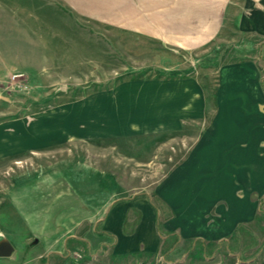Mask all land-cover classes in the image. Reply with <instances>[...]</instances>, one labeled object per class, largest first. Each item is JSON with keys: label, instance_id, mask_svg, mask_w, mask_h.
Here are the masks:
<instances>
[{"label": "crops", "instance_id": "0c3cea01", "mask_svg": "<svg viewBox=\"0 0 264 264\" xmlns=\"http://www.w3.org/2000/svg\"><path fill=\"white\" fill-rule=\"evenodd\" d=\"M0 11L2 25L17 22V29L48 13L53 21L98 23L174 51H198L216 63L213 80L190 75L121 80L114 92L96 94V106L62 100L16 116L9 103L0 108L4 166L77 140L195 133L189 153L152 192L115 196L107 207L105 184L98 185L96 197L103 200L90 210L96 215L92 242L71 234V242L62 241L65 250L34 255L35 264L45 257L48 264H186L187 257L166 258L180 240H219L253 217L251 196L264 198V0H0ZM83 245L88 252L74 257L71 252ZM257 264H264V252Z\"/></svg>", "mask_w": 264, "mask_h": 264}, {"label": "rangeland", "instance_id": "374dc122", "mask_svg": "<svg viewBox=\"0 0 264 264\" xmlns=\"http://www.w3.org/2000/svg\"><path fill=\"white\" fill-rule=\"evenodd\" d=\"M47 8L44 5L43 11ZM47 16L52 15L25 21L24 29H17V22L12 21L2 25L0 19V108L9 103L13 116L27 109L49 108L62 100H74L77 106L83 99L96 106V94L114 92L121 80L165 75L215 77L216 63L198 51H174L98 23L53 21ZM237 55L232 53L230 57ZM5 57L8 62L2 60ZM208 64L213 66L206 67ZM16 72L23 73L28 90H18L14 85L12 75ZM194 135L146 133L77 140L67 147L28 154L23 162L0 165V239L9 240L14 248L0 264H35L34 255L65 250L62 241L67 238L71 242V234L92 242L96 236L92 220L96 215L90 210L102 205L103 198L96 197L102 183L107 207L115 196L152 192L189 153ZM66 171L71 195L62 178H66ZM250 199L255 203L253 217L239 223L230 235L211 242L180 240L166 258L182 261L187 257L186 264H194L195 257L201 259L200 264H257L264 252V198ZM97 201L100 203L95 204ZM65 211L69 218L64 220ZM69 222L74 223L73 228ZM87 252L83 245L71 253L80 259L79 255ZM49 262L47 257L42 261Z\"/></svg>", "mask_w": 264, "mask_h": 264}, {"label": "water", "instance_id": "95a60500", "mask_svg": "<svg viewBox=\"0 0 264 264\" xmlns=\"http://www.w3.org/2000/svg\"><path fill=\"white\" fill-rule=\"evenodd\" d=\"M13 245L7 239H0V257H7L13 252Z\"/></svg>", "mask_w": 264, "mask_h": 264}, {"label": "built area", "instance_id": "2783aa9c", "mask_svg": "<svg viewBox=\"0 0 264 264\" xmlns=\"http://www.w3.org/2000/svg\"><path fill=\"white\" fill-rule=\"evenodd\" d=\"M23 73L16 72L12 75V78L14 79V85L17 87L18 90H28L29 86L28 84L23 80ZM16 78V79H15Z\"/></svg>", "mask_w": 264, "mask_h": 264}]
</instances>
